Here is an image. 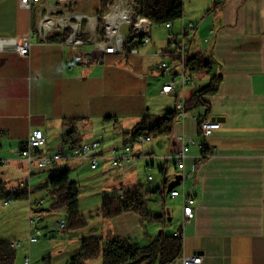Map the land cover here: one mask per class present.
Wrapping results in <instances>:
<instances>
[{
    "label": "crops",
    "instance_id": "obj_1",
    "mask_svg": "<svg viewBox=\"0 0 264 264\" xmlns=\"http://www.w3.org/2000/svg\"><path fill=\"white\" fill-rule=\"evenodd\" d=\"M183 3L191 10L184 13L185 22L198 25L190 57L212 62L209 74L217 68L218 74L213 76L222 77L219 89L209 98L208 116L206 109L200 108L178 120L171 135L148 144H133L137 165L122 169L113 168L110 159L113 151L123 147L124 133L131 132L147 115L162 116L176 108V96L162 94L163 86L168 83V71L161 74L164 79L157 91L161 99L157 106L147 100L130 101L133 99L131 73L136 86L144 89L148 84L146 75L158 67L152 59L161 58L159 55L168 43L151 48L150 37L151 43L140 47L137 55H105L90 65H75V55L83 51L61 39L55 40L54 36L63 34L64 28H60L46 38L33 39L29 57H22L10 41H21L38 32L41 20L47 15L89 16L92 24L89 20L83 23L88 43L90 38L101 36L99 18L89 15L84 10L87 4L82 1L40 0L25 9L21 0H0V182L8 190L31 191L28 201L31 216L32 207L39 202L40 207L44 205V201L32 200L44 183L39 182L41 178L37 175L49 169L40 170L35 163L29 165L20 157L30 133L35 129L44 132L47 142L43 154L50 156L72 143L66 138L67 120H79L76 129L81 142L92 139L95 125L101 121L106 129L113 125L121 140L113 149L107 147L106 141L100 142L103 171L119 169L110 172L114 190L139 186L142 177L149 187L147 207L153 203L155 212L149 210L150 214L160 219L146 221L133 212L112 220L99 217L100 230L82 233L77 238L80 246L85 238H102L108 234L147 246L162 236L179 233L183 253L174 264H184L185 258L194 256L202 257L201 264H264V0L223 3L185 0ZM182 25L180 22L177 28L174 24L172 32L179 34ZM195 87L186 89L187 98L198 89L197 81ZM114 100L120 101L117 108L113 107ZM197 116L219 122L220 129L204 138L200 135ZM81 129L85 138L80 134ZM181 135L197 142L188 153L186 173L190 176L184 181L175 160L166 161L167 156L180 149L176 137ZM76 162L72 158L59 167L71 171ZM173 189H178L181 196L172 198ZM185 197L196 200L195 218L191 221L183 213ZM149 222L156 223L157 229L150 231L146 226ZM28 239L16 251L28 253L24 259L31 257L36 244H29ZM80 246L75 253L80 251ZM43 261L51 262L48 258Z\"/></svg>",
    "mask_w": 264,
    "mask_h": 264
},
{
    "label": "trees",
    "instance_id": "obj_2",
    "mask_svg": "<svg viewBox=\"0 0 264 264\" xmlns=\"http://www.w3.org/2000/svg\"><path fill=\"white\" fill-rule=\"evenodd\" d=\"M101 18L99 19V32L105 33L103 28V17L109 12L112 5L111 0H101ZM135 17H145L153 25L163 26L167 23L176 24L184 16L183 0H137ZM71 30H66L62 36H55V40L61 39L66 42ZM141 45L139 41L128 42L125 50L128 55L131 50ZM188 67L195 74H209L212 71V62L203 57H190ZM222 77L213 76L209 85L196 90L185 100V112L190 114L200 108L206 109L205 116L210 112L209 98L214 95L220 86ZM78 119L67 120L66 128L69 129L66 138L71 145L77 147L81 143L80 135L76 125ZM177 122L176 109L168 110L162 116L147 115L131 131L124 133V145H133L140 136L157 139L162 136H169ZM49 178L46 188L49 189L52 198L56 199L51 210L64 209L67 213V222L62 228L65 232L84 229L87 221L79 212V197L75 183L70 179L68 168L56 166L48 170ZM31 191L28 189L8 190L0 182V200L8 202L24 201L30 199ZM149 194L142 186H136L125 190L122 196L105 197L98 216L104 220L114 219L125 213H136L146 221H157L155 217L146 211V199ZM48 210V211H51ZM40 212V211H36ZM183 240L176 236H162L152 241L147 246H139L129 239L115 237L108 234L106 237L85 238L81 242L80 251L75 254L68 264H88L102 257V264H174L182 257ZM17 253L10 248L5 241H0V264H16Z\"/></svg>",
    "mask_w": 264,
    "mask_h": 264
},
{
    "label": "rangeland",
    "instance_id": "obj_3",
    "mask_svg": "<svg viewBox=\"0 0 264 264\" xmlns=\"http://www.w3.org/2000/svg\"><path fill=\"white\" fill-rule=\"evenodd\" d=\"M69 1L73 2V3H76V2L79 3V1L85 2L87 4V6L86 7L84 6V10L86 12H88L89 15L96 16L99 19L101 18V13H100V8H101V2L100 1L101 0H69ZM224 1L225 0H218L219 3H223ZM111 2H112V0H111ZM183 2H185V0H183ZM187 7H188L187 5L184 6V8H185L184 13L185 14H186V10H187V12L191 11V10H189V8L187 9ZM30 8H25V9H30ZM75 15L82 16L81 14H74V15H69L68 17H65V18H58V17H52L50 15H47L46 17H44L41 20L40 25H41V23H43L44 20H46L47 17L52 18V19L57 20V21L58 20H60V21L65 20L70 25H74V24L79 22L77 19L74 18ZM84 16L89 17L87 15H84ZM104 17H103V21H104ZM138 18H145V17H137V19ZM85 20H86V18L82 19V24L85 22ZM73 21H75V23ZM180 22L186 23V24L193 23V22H190V23L185 22L184 16H183V18L176 23L177 28H178ZM171 24H172V29L168 30V29L164 28V25L158 26V25H153V23H152L153 31H151L152 33L150 34V37H152V44L150 45L151 48H154L156 46H165L169 42L171 35H178V34H174L172 32L174 24L173 23H171ZM194 24H196V23H194ZM197 27H198V25H197ZM60 28H64L63 34L66 30H71L70 35H72V33H73V30L71 27H69V26L61 27L60 26V27H57L56 29L50 31L46 36L44 35L43 37L46 38L50 33H53L54 31H57ZM99 28H100V26H99ZM167 31L170 32L169 36H168ZM181 31H182V28H181ZM196 31L197 30L194 31L193 39L195 37ZM121 33H122L123 37L125 38V45L128 42L140 40L141 45H139L138 47H136L134 49H137L139 51L140 47L146 46L143 43V37L142 36L134 38L132 40H129V37H131V35L134 33L133 32L131 34L129 26H127V25L123 26ZM103 35H101V36H103ZM58 36H60V35H58ZM85 37H84V39H85ZM97 37L100 38L99 36H96L95 38H97ZM193 39H192V41H193ZM192 41H191V44H192ZM66 42H64V43L66 44ZM72 48L77 49V50L79 48H81L82 51H87V52L93 51V45L92 44H89V45L87 44V45H84V46H81L78 48H75V47H72ZM82 48H84V49H82ZM125 48H126V46H125ZM190 48H191V45H190ZM132 50H131V52H132ZM105 55H108V54H104L102 56L100 54H95L94 55L95 59H92V61L89 64H78L76 62H74V64L75 65H90L93 62L100 61ZM115 55H121V54H115ZM129 55H131V53ZM121 56H124V57L128 56V53L126 52V50H125V55H121ZM159 56L161 57V54ZM189 56H190V49H189ZM169 60L172 61L171 59L164 58V57H161L158 59L157 58L152 59V62L153 63L156 62L155 64L158 67H157V70H154V71L150 72L149 75H146V79L148 80V84L144 89H142L141 86L140 87L136 86L134 79H133L134 74L131 73L132 74V76H131V80H132L131 95L133 96L132 97L133 99H131L130 101L139 103V102H142L144 100H147L148 102H150L151 104H154L155 106H157L159 104L161 99L157 95V91L161 87L162 80L164 79V77H162L161 74L168 71L169 75H167V77H166L167 81L169 82L170 78H171L170 70H167V71L164 69L161 70L160 67L163 65V63L167 64L169 62L168 65L173 63V62L170 63ZM74 61H75V59H74ZM121 65H123V63ZM128 67H130V66H128ZM175 68L178 71H180L177 66ZM130 70H131V68H130ZM191 74L193 75L195 81H197L199 83V87L197 89V90H199L205 84L206 85L208 84L210 78L213 75L218 74V70L216 68L212 74H208V75H197V74L192 73V72H191ZM164 95H166V94H164ZM186 99H188V98L186 97V95H184V98H183L184 103H185ZM114 102H115V100H114ZM119 102L116 101L114 103L113 107L117 108L118 107L117 103H119ZM176 105H177V103H176ZM131 108H132V106H131ZM197 118H198L199 127H200V124L202 121L208 120V119H204V118H199V116H197ZM184 119H180V117H178V115H177V121L178 120L182 121ZM208 121H210V120H208ZM100 122H97L95 125V132L92 135V139L83 141L79 145H81L83 143H90L92 141H98V142L102 143V140H103V141H106L105 144H107L108 148L113 149L114 148L113 146H117V143L121 142V140L118 139L116 133H114V126L113 125H111L108 129H106V128L101 126L102 124H100ZM214 131H216V130H214ZM80 134L83 136V138H85L86 135H85V133L83 134L82 129L80 130ZM201 134H202V132L200 130V135ZM105 136H106V138H105ZM178 137H180V136H178ZM178 137H176V140ZM134 144L136 145L137 143H134ZM196 144H197V142H195V144H193V145H196ZM137 145H139V144H137ZM193 145H190V148ZM126 146H128V145L123 144V147L121 148L119 153ZM130 146L133 149V145H130ZM181 147H182V145L180 143V148ZM101 149H102V147L100 148L99 151H101ZM43 150H42V152H43ZM214 152H215V150H213V153H211V154L213 155ZM211 154H208V155H211ZM43 155H45V154H43ZM172 156H170L171 157L170 159L166 157V161L168 162L171 159H174ZM187 157H188V154H187ZM101 159L102 158H100L99 166H98L97 170H92L90 163L88 161L76 160L77 164L73 165V169H71V171H70V179L72 182L75 183V186L78 190V197H79L78 209H79V212L81 213V215L84 216V218L87 221V226L85 227L86 229L84 228L85 229L84 232L80 231V230L79 231L76 230V231L65 232L64 230H62V228L60 227V224H62L65 221L67 222V213L63 208L59 209V210H55V211L51 210L53 204L56 202V199L52 198V196L50 195L49 189L46 188V183H47L48 178H49V173H48V171H44V172H41L37 175V178H39V177L41 178V181H39V182L43 183V181H44V183L41 185V188L35 192V194L32 197V200H33V202L44 201V205L42 207H35L34 208L33 217L37 218V220H38V226L37 227L41 229L42 235L39 238V242L33 245L32 253L30 255L31 257H26L24 259V256L28 255V253H25L24 250L19 251L17 253L16 264H25L26 259L30 260V264H67L68 260L71 259L75 254H77L75 252H76V250H78V248L80 246V242L78 241L77 238L80 237L82 235V233L96 232V231L100 230L101 227H100L99 221H101V220L99 219L100 216H98V213H99V210L102 206L103 199L105 197H111V196H122L125 192L123 190H118V191L114 190L112 183H111L113 178H112V175L110 174V172L112 170L119 171V169H110L107 171H103L104 167H103V163H102ZM199 160L201 161L200 158L197 159L198 162H200ZM110 165L113 168L120 167L122 169H126L125 163L119 164V166H113L111 163V160H110ZM136 165H137V159H136ZM136 165H134V166H136ZM195 165H197V164H195ZM37 167L39 168L38 165H37ZM48 169H50V168L40 169V170H48ZM185 171H186V161H185ZM156 173H159L158 170ZM154 174H155V172H154ZM142 175L143 174L141 173V176ZM181 177H182V175H181ZM182 180L184 181L183 177H182ZM140 182L141 183L139 184V186L144 187V190L148 191L149 187L147 185V182L144 183L142 177L140 178ZM174 190H178V189H173V190H171V192ZM30 196H31V194H30ZM146 197H145V199H146ZM188 198H193V197H188ZM28 201L27 200L14 201V202L9 203L11 205L6 206L5 205L6 202L0 200V241L7 242L10 245V248L15 252L17 250H19L22 247V245H24L26 243L27 239L31 236V234L32 235L36 234L35 229L33 232H31V230L29 228V224H30L31 219H30V210H29ZM153 208H155V205L150 202L148 204V207H147V201H146V211L148 213H150L149 210L153 211L154 210ZM48 210H51V211H48ZM36 211H40V212H36ZM153 212H155V210ZM146 226L150 229V231H154L157 229L156 223H154V222H149L146 224ZM12 241H16V242H12ZM10 242H12V243H10ZM15 244L19 245V247L14 248L13 245H15ZM198 257H200V256H198ZM45 258L50 259L51 262L45 263L43 261ZM102 262H103L102 257H100V258H98V259H96V260H94L88 264H101Z\"/></svg>",
    "mask_w": 264,
    "mask_h": 264
},
{
    "label": "built area",
    "instance_id": "obj_4",
    "mask_svg": "<svg viewBox=\"0 0 264 264\" xmlns=\"http://www.w3.org/2000/svg\"><path fill=\"white\" fill-rule=\"evenodd\" d=\"M38 2H40V0H21V6L23 8H30L33 3ZM111 3L112 5L109 8V13L104 17V35L100 36V38H90V43L86 42L84 39L87 34L83 29L82 19L86 18V20H89L91 24L93 19L84 15H75L74 18L79 22L74 25H70L69 23H66L65 25L60 20L57 21L47 17L46 20L41 23L38 32H33L27 38L22 39L21 41L12 40L10 43L14 45L15 50L20 56L29 57L33 39H35L37 36H46L50 31L56 29L57 27L69 26L72 28L73 33L69 36L66 42L67 45L75 48L87 44L93 45L92 52L83 51L75 55L74 59L78 64H89L92 59H95V54H100L101 56L104 54L125 55V38L121 33V30L125 25L129 26L131 34L134 32L131 37H129V40L142 36L144 45H148L151 42L150 34L152 31V23L146 18L137 19L135 17L136 0H112ZM164 28L171 30L172 24L167 23L164 25ZM92 29L95 31L94 27ZM195 30H197L196 24L183 23L182 31L178 35L170 36L167 48L161 54V57L169 58L173 62L170 65H168V63H163V65L160 67L161 70H170L171 72L170 81L163 86L162 94L176 95V112L180 119H184L187 116L185 112V103L183 100L186 88L196 86V81L188 67V61L190 57L189 49ZM137 54H139V51L137 49H133L131 55ZM176 66L180 71L175 68ZM196 119L198 118L196 117ZM220 126V123L216 121L204 120L200 124V130L202 132L201 135L204 138H207L214 130L219 129ZM152 140L153 139L151 137L140 136L136 139L135 143L143 145L151 143ZM177 140L179 143H181L182 147L177 152H175L172 157L176 162V168L182 173L181 175L183 179H186L190 175L185 171V161L187 154L190 151V145L195 144L196 141L193 138H187L184 135L178 137ZM46 142V137L42 130H33L30 133L26 143L23 145L22 150L20 151L21 158L29 165L36 163L40 169L54 168L68 160H71L72 158L78 161H88L92 170L98 169L100 158H102L99 153L101 148L100 142L92 141L90 143H83L77 147L69 145V147H66L67 149L65 148L64 151L52 154L50 156L43 155L42 152V150L45 149ZM132 150V147L128 145L123 148L120 153L117 150L113 151V158L110 159L112 165L119 166V164L125 163L126 168L134 167V165H136V158L132 154ZM71 153H74L73 156H71ZM170 156L171 155L167 156V158L170 159ZM149 179L152 180L151 177ZM171 196L172 198H176L181 196V193L179 190H174L171 192ZM9 203H11V201L6 202L5 205H8ZM195 203L196 201L193 198L185 197L184 199L183 213L187 221H191L195 218ZM41 204L42 203L39 202L36 206L40 207ZM35 207H32L31 209L29 228L31 232H33L35 229L36 234H31L28 239L29 244L37 243L40 236L42 235L41 229L37 227L38 220L37 218L33 217ZM64 226V222L60 224L61 228H64ZM175 236L178 237L179 233H176ZM13 247H19V245L15 244ZM183 262L184 264H201L202 258L194 256L191 258H185ZM25 264H30V260L26 259Z\"/></svg>",
    "mask_w": 264,
    "mask_h": 264
},
{
    "label": "water",
    "instance_id": "obj_5",
    "mask_svg": "<svg viewBox=\"0 0 264 264\" xmlns=\"http://www.w3.org/2000/svg\"><path fill=\"white\" fill-rule=\"evenodd\" d=\"M182 178V177H181Z\"/></svg>",
    "mask_w": 264,
    "mask_h": 264
}]
</instances>
